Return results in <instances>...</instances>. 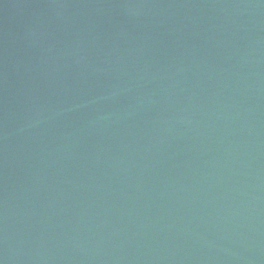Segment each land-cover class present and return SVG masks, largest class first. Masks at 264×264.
I'll return each mask as SVG.
<instances>
[{
	"label": "water",
	"instance_id": "obj_1",
	"mask_svg": "<svg viewBox=\"0 0 264 264\" xmlns=\"http://www.w3.org/2000/svg\"><path fill=\"white\" fill-rule=\"evenodd\" d=\"M0 264H264V0H0Z\"/></svg>",
	"mask_w": 264,
	"mask_h": 264
}]
</instances>
